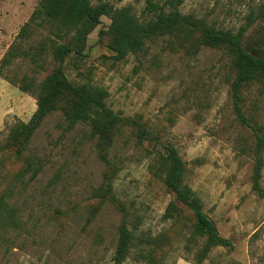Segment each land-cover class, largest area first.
<instances>
[{"label":"rangeland","instance_id":"obj_1","mask_svg":"<svg viewBox=\"0 0 264 264\" xmlns=\"http://www.w3.org/2000/svg\"><path fill=\"white\" fill-rule=\"evenodd\" d=\"M41 1L2 0L0 64ZM91 1L129 7L143 19L144 0ZM263 9L264 0H183L180 6L185 16L217 30L237 34L250 24L245 43L251 46L264 38ZM110 23L102 18L88 35L86 56L69 58L64 70L76 84L106 88L108 107L140 123L147 139L139 142L133 128L123 126L108 166L98 155L90 127L78 124L68 130L64 117L56 112L45 119L23 156L10 158L1 146L15 123L29 122L37 100L0 76V197L7 193L19 221L17 227L0 231V264H114L124 212L137 237L170 238L157 264H264V149L260 193L254 189L253 129L264 127L263 83L254 82L243 91L242 111L252 127L245 126L234 109L235 70L227 51L208 48L198 37L166 36L149 42L147 54L117 63L107 39H100ZM45 29H38L29 41L45 36ZM261 52L264 55V45ZM33 73L31 63L22 59L5 72L18 79ZM46 74L42 70L37 78ZM259 134L264 136V129ZM167 146L174 147L185 162V183L202 210L233 245L214 248L202 262L203 240H190L191 216L183 213L185 218L177 224L164 219L168 205L175 201L160 169ZM30 159L35 161L33 168L41 171L35 178L33 171L18 175ZM124 264L144 263L136 262L133 253Z\"/></svg>","mask_w":264,"mask_h":264},{"label":"trees","instance_id":"obj_2","mask_svg":"<svg viewBox=\"0 0 264 264\" xmlns=\"http://www.w3.org/2000/svg\"><path fill=\"white\" fill-rule=\"evenodd\" d=\"M1 2L2 0L0 5ZM144 2L141 19L131 8H115L107 1H99L97 4H93L91 0L41 1L30 20L21 28L18 43L9 48L0 64L1 77L37 100V110L29 122L15 123L1 146L11 153L10 158L20 159L45 119L56 112L64 117L68 130L78 124L90 127L92 136L97 139L98 155L108 166H111L108 157L115 137L122 133L123 126H131L139 142L147 139L148 133L140 123L131 118H123L108 107L109 92L106 88L91 83L76 84L68 79L64 70L69 58L81 59L86 56L88 35L96 26L101 25L103 17L110 19L111 23L107 30L100 32V39H107V46L117 63L125 61L131 55L147 54L149 42L166 36L178 40L198 37L201 44L208 48L227 51L232 57L235 70L231 85L234 109L241 123L252 127L242 111L241 103L244 102L243 91L254 82L264 85V55L261 52L264 38H257L251 46L245 43V33L250 24L234 34L185 16L180 10L183 0ZM249 21L253 23L251 16ZM38 29H45L48 33L39 40L30 42ZM256 33L259 32L256 30ZM18 59L31 63L34 71L32 77L23 76L18 79L5 74L8 67ZM42 70H47V74L39 80L37 76ZM253 129L257 137L254 189L263 193L259 181L263 167L260 152L264 149V136L259 133L264 127L257 126ZM165 150L166 154L161 156L160 169L165 175L163 182L174 194L176 202L168 205L164 219L177 224L185 218L183 213L191 216L193 230L190 240L197 243L203 240L199 262L204 261L214 248H232L231 241L219 235L214 222L204 213L199 200L185 183L186 164L177 150L172 146H167ZM34 164V160H26L27 167L18 175L23 176L33 171L31 178H35L41 169H34ZM106 188V193H110L109 184H106ZM7 199V193L0 197L1 232L19 225L16 210ZM114 200L111 197V201ZM178 203L185 209L178 207ZM118 206L124 210L123 205ZM169 244L170 238L164 234L137 237L130 228L128 213L124 212L118 228L113 263L124 264L134 253L138 263L157 264L162 258L159 257V252Z\"/></svg>","mask_w":264,"mask_h":264}]
</instances>
